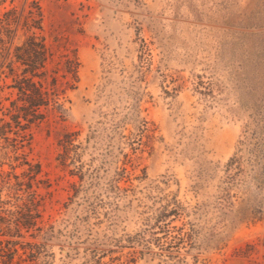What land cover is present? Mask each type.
Listing matches in <instances>:
<instances>
[{
    "label": "rangeland",
    "instance_id": "obj_1",
    "mask_svg": "<svg viewBox=\"0 0 264 264\" xmlns=\"http://www.w3.org/2000/svg\"><path fill=\"white\" fill-rule=\"evenodd\" d=\"M33 2L62 108L20 150L41 166V230L0 231V251L15 241L14 264H264V0H0V19H20L12 50ZM17 164L0 158V173Z\"/></svg>",
    "mask_w": 264,
    "mask_h": 264
},
{
    "label": "trees",
    "instance_id": "obj_2",
    "mask_svg": "<svg viewBox=\"0 0 264 264\" xmlns=\"http://www.w3.org/2000/svg\"><path fill=\"white\" fill-rule=\"evenodd\" d=\"M29 16L25 18L27 36L23 43L12 50V45L7 46L6 40L9 35L8 28L15 24L20 25V19L16 9H11L0 19V57L7 59L0 64V69L8 67L14 73V62H19L23 67L21 74H16L11 85L16 89V97L10 100L9 106L0 108V158L17 161L16 166L27 165L28 168L21 173L7 171L0 173V231L12 236L23 237L22 230H41L38 220L42 218L40 206L42 199L39 198L36 190L33 189L35 183L44 180L38 179L41 173L39 163H32L24 152V148L29 134L26 129L32 124L44 120L50 108H62L60 103V93L57 85V77H53L50 85H45L42 79L47 78V63L52 55L44 42V38L34 29L42 30V13L37 3H32L28 10ZM7 29V30H6ZM78 62L67 59L66 71L78 80V75L74 72L78 69ZM77 72V71H76ZM39 78V79H36ZM71 134L66 135V139L61 140V145L65 146ZM235 156L230 158L228 164L232 165ZM3 163V162H2ZM15 166L12 169L15 170ZM7 191V198H2V191ZM12 204L14 210H6L5 205ZM174 211V210H173ZM5 213V214H2ZM167 224V221H165ZM34 235V234H31ZM35 237V236H33ZM177 237V236H176ZM182 240L183 237H178ZM11 247H2L0 256L3 264H14L15 241L6 240ZM4 242V241H0ZM21 245H37L32 242H22ZM27 264V262H25Z\"/></svg>",
    "mask_w": 264,
    "mask_h": 264
}]
</instances>
